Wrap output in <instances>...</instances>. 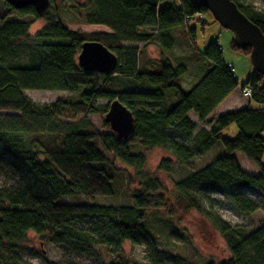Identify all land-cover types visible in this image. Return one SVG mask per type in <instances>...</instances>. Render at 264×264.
<instances>
[{
  "label": "trees",
  "instance_id": "1",
  "mask_svg": "<svg viewBox=\"0 0 264 264\" xmlns=\"http://www.w3.org/2000/svg\"><path fill=\"white\" fill-rule=\"evenodd\" d=\"M232 1L264 34V9L248 0ZM60 2L61 10L110 32L69 30L60 13L53 10L54 0L43 16L34 7L16 10L0 0V164L21 176L17 189L0 188V264H27L18 250L28 242L30 233L64 246H100L115 254L109 264H134L124 254V244L139 246L154 240L150 217L159 220L157 213L173 201L163 181L146 169V156L131 151L138 144L173 155L174 161L160 162L158 172L169 173L174 164L190 171L187 178L174 183L175 199L210 222L225 241L230 257L217 264H264V221L251 233L245 227L232 226L216 212L212 197L223 196L246 217L260 210L245 190L264 197V76L257 72L242 88L251 90L248 101L256 108L212 117L238 87L234 69L223 61L218 43L180 58L177 66L163 52L161 60L145 61L146 46H173L168 32L175 28L181 27V36L195 45L197 27L193 25L204 30L209 25L204 17H212L199 0ZM38 20L45 24L31 35ZM89 41L100 42L118 57L112 74L87 72L79 65L81 47ZM231 48L248 57L252 51L250 47L240 49L235 40ZM186 64L206 70L190 90L182 86ZM113 78L137 88L123 90ZM27 91L71 95L40 105ZM101 100L106 103L99 104ZM115 100L135 118V132L128 139L101 133L102 129L111 131L104 117ZM93 116L103 118L100 128L92 123ZM199 124L209 129L203 128L191 145L170 134L174 130L189 139ZM232 125L237 128L235 138L223 137ZM218 144L225 155L196 170L192 159ZM236 153L254 163L259 172H245ZM117 162L135 171L139 190L130 195L128 205L96 204L97 198L115 197L121 183L131 182ZM66 198L87 202L62 203ZM85 224L87 228L80 227ZM166 224L171 228L169 221ZM168 260L155 255L148 264Z\"/></svg>",
  "mask_w": 264,
  "mask_h": 264
},
{
  "label": "rangeland",
  "instance_id": "2",
  "mask_svg": "<svg viewBox=\"0 0 264 264\" xmlns=\"http://www.w3.org/2000/svg\"><path fill=\"white\" fill-rule=\"evenodd\" d=\"M54 1L56 5L53 7V10L60 13L64 26L69 30L86 33L110 32L105 26L87 25L76 19L72 14L61 10L60 1L69 3V0ZM248 1L264 9L263 0ZM204 18L209 23L208 26L204 27V30L200 28L199 24L193 25L197 27L195 45H192L190 41L185 40L181 36V27L175 28L168 32L169 37L173 40V46L170 49L146 46L145 61H159L163 57L161 54L163 52L164 58H169L177 66L181 64L180 58L198 54L204 51L208 44L216 42L222 50L223 61L234 69L238 82V87L233 91L230 96V102L226 105L233 106L236 101L238 103L241 102L245 107L256 108L257 105L255 103L248 101L242 96V88L257 73L250 57L241 51L231 48V42L235 40L234 33L224 29L219 23L215 22L213 17L206 15ZM44 24L43 20L36 21L30 29V34L35 35ZM127 45L142 47L141 44L129 43ZM21 62H25L23 57L21 58ZM205 74L206 70L201 66L186 64L185 74L182 77V86L186 90H190L202 80ZM113 81L115 84H120V88L123 90L137 88L131 84L117 81L116 78H113ZM262 85L264 86V79L262 80ZM26 95L33 102L45 105L71 94L65 92L27 91ZM98 103L105 104L106 101L101 100ZM226 105L221 107L218 112L229 108ZM102 120L103 118L97 116L91 117L92 123L98 128H100ZM203 128L209 129L208 126L199 124L189 139L179 135L174 130L170 131V134L174 135L182 143L191 145L192 138L198 135ZM101 133L109 134L113 132L102 129ZM236 134L237 128L232 125L222 133V136L233 139ZM131 151L135 154L141 153L146 156V169L163 181L166 188L170 191L173 201H170L165 208L157 213L159 220L156 219V216L151 215L152 217H150L154 225V240L144 241L139 246H133L129 243L124 244L123 252L130 262L134 264H148L150 257L155 255L171 259L166 261V264H207L209 262L217 264L226 261L230 257V253L218 231L198 212L187 208L185 204L175 199L174 183L187 178L191 174L190 171L184 167H180L178 164H174L169 173L158 172V166L162 160L170 159L174 161L173 155L165 149L147 148L138 144L132 147ZM224 155V148L218 144L209 153L202 157L194 158L191 162L194 168L199 170ZM235 156L245 172L253 175L259 172V168L247 160L241 153H236ZM108 157L112 159L110 155ZM261 165L264 167V157L262 158ZM116 166L123 170L126 175L131 176V182L121 183L118 194L115 197L97 198L94 201L96 204L106 206L128 205L131 203L130 195L139 190V181L135 175V171L119 162L116 163ZM20 178V174L14 173L11 167L8 168L5 164H0V188L10 187L17 189ZM245 193L260 205V210L248 217L237 213L223 196L216 194L212 197L217 202L216 212L225 221L232 226L245 227L251 233L264 221V197L252 190H245ZM61 202L65 204H79L87 202V200L66 198L62 199ZM166 221L170 222L171 228L166 224ZM80 227L87 228L88 225L85 224ZM172 227H175V229H172ZM18 253L27 264H109L116 259L113 252H109L100 246H64L45 242L42 237L34 233L29 234L28 242L18 250ZM174 260H178L179 262H174Z\"/></svg>",
  "mask_w": 264,
  "mask_h": 264
},
{
  "label": "water",
  "instance_id": "3",
  "mask_svg": "<svg viewBox=\"0 0 264 264\" xmlns=\"http://www.w3.org/2000/svg\"><path fill=\"white\" fill-rule=\"evenodd\" d=\"M16 10L34 7L43 16L51 6V0H5ZM224 29L235 35L240 49H252L250 59L256 71L264 76V34L252 23L232 0H199ZM79 65L87 72L110 75L118 66V57L97 41L85 42L78 56ZM119 139H128L135 132V118L119 100L110 104L104 117Z\"/></svg>",
  "mask_w": 264,
  "mask_h": 264
},
{
  "label": "crops",
  "instance_id": "4",
  "mask_svg": "<svg viewBox=\"0 0 264 264\" xmlns=\"http://www.w3.org/2000/svg\"><path fill=\"white\" fill-rule=\"evenodd\" d=\"M232 94H230L219 106H218V108L212 113V117H216V116H219V115H222V114H224V113H227V112H231V109H233V111H235V110H239V109H241V108H244L245 106H243L242 105V103L241 102H234V104H233V106H227L226 104H228L229 102H230V96H231ZM227 106V107H229V108H226V109H229V110H226V109H224L223 111H221V112H218L219 111V109L221 108V107H223V106ZM231 107V108H230ZM214 114V115H213ZM256 173V172H255Z\"/></svg>",
  "mask_w": 264,
  "mask_h": 264
},
{
  "label": "built area",
  "instance_id": "5",
  "mask_svg": "<svg viewBox=\"0 0 264 264\" xmlns=\"http://www.w3.org/2000/svg\"><path fill=\"white\" fill-rule=\"evenodd\" d=\"M242 96H243L245 99L249 100V99L251 98V96H252L251 90H250V89H245V90H243V91H242Z\"/></svg>",
  "mask_w": 264,
  "mask_h": 264
}]
</instances>
